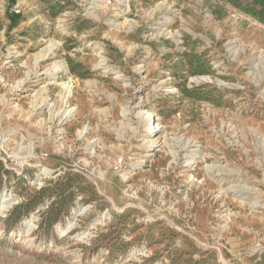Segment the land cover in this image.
Returning a JSON list of instances; mask_svg holds the SVG:
<instances>
[{
    "label": "rangeland",
    "instance_id": "1",
    "mask_svg": "<svg viewBox=\"0 0 264 264\" xmlns=\"http://www.w3.org/2000/svg\"><path fill=\"white\" fill-rule=\"evenodd\" d=\"M0 264H264V0H0Z\"/></svg>",
    "mask_w": 264,
    "mask_h": 264
},
{
    "label": "bare ground",
    "instance_id": "2",
    "mask_svg": "<svg viewBox=\"0 0 264 264\" xmlns=\"http://www.w3.org/2000/svg\"><path fill=\"white\" fill-rule=\"evenodd\" d=\"M62 67V66H61ZM59 70V69H58ZM60 71H63V69L62 70H60ZM59 72V71H58ZM71 88V87H70ZM65 89H66V87H65ZM69 90V92L66 94V96H65V100H68L69 99V97L71 96V94H72V92H71V90L70 89H68ZM172 91H174V90H172ZM152 118V116H151V114L149 115V116H143L141 119H142V122H145V121H147L148 123L149 122H151V121H154L153 123H150V124H148V127L146 128V134H145V136L146 137H148V136H150V135H153V134H156L157 132H158V130L160 129L159 128V126L157 127V126H155V124H156V119L155 118H153V119H151ZM192 162H194L195 163V160L193 159V161ZM5 202H6V199H5ZM4 202V203H5ZM7 206V205H6ZM7 208V207H6Z\"/></svg>",
    "mask_w": 264,
    "mask_h": 264
}]
</instances>
